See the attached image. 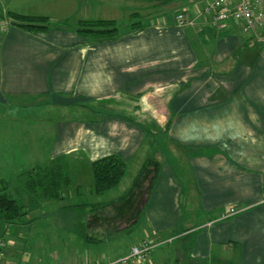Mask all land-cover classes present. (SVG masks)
<instances>
[{
  "label": "crops",
  "instance_id": "obj_1",
  "mask_svg": "<svg viewBox=\"0 0 264 264\" xmlns=\"http://www.w3.org/2000/svg\"><path fill=\"white\" fill-rule=\"evenodd\" d=\"M9 11L47 15L52 25L27 32L9 22ZM178 13L191 22L179 24ZM132 14L147 21L138 30L128 23ZM98 18L126 29L89 43L73 28ZM38 104L46 108L27 111ZM0 107V154L21 155L16 176L23 189V174L55 157L69 163L62 198H71L81 194L87 171L92 178L94 159L118 154L128 170L137 156L133 177L147 143L168 149L145 206L150 230L139 240L150 243V256L131 264H264V44L233 20L216 24L210 3L3 0ZM11 121L25 123L15 130ZM9 178L0 180L14 197ZM230 207L236 211L220 218ZM69 212L52 211V223ZM37 221L30 220V231ZM16 244L8 237L0 264H14ZM73 255L38 264H85ZM103 258L108 263H92L117 262Z\"/></svg>",
  "mask_w": 264,
  "mask_h": 264
},
{
  "label": "rangeland",
  "instance_id": "obj_2",
  "mask_svg": "<svg viewBox=\"0 0 264 264\" xmlns=\"http://www.w3.org/2000/svg\"><path fill=\"white\" fill-rule=\"evenodd\" d=\"M203 1L211 3L212 0ZM121 22L122 21L117 22L120 29H126V27L123 26ZM146 22L147 21L145 19L142 20V23L145 24ZM42 108L46 107L41 104L35 106L31 105L29 108L30 110L27 111L33 113L37 110L38 112H41L43 111ZM14 109L15 106L12 105L9 110L11 113H13L15 111ZM2 111L3 108L0 107V112ZM9 123L13 125V129L17 130L20 128V125L24 124L25 122L11 121ZM155 137L156 134H153L152 138ZM144 149L145 157L155 156L157 159H159V161L163 160L164 157L170 156L168 149H163L162 145L159 146L158 144L154 145L147 143ZM15 156V153L10 152L6 154H0V178L1 176L4 178L10 177L9 179L12 183L11 188L13 190L11 192L13 193L14 197L19 199L21 204H24L25 209L28 210L26 216H24L25 218L23 222L13 223L8 226V229H6L9 232L8 234H6L7 232L5 233V225L0 224V239H2L5 244L8 237H12L17 242L10 254L14 264H25V261H30V264H38L39 258H41L43 261L51 260L56 262V260L58 261L64 257L66 258L67 256H72V253L74 254L73 257H78L84 263H92L97 261L98 263L100 261H106V263H108L106 258H103L104 254L105 257L109 256L111 259L117 261L114 264H122L121 262H118V260L124 257L122 255L126 251L123 250L133 243H135L134 245L140 244L139 240L141 239L143 231L150 228V220L146 215L145 209L137 216V220L135 222L126 226H122L126 221H128V219L125 218L123 219L124 221L120 223L121 226L117 227V220L111 218L113 217L111 216L113 215L111 214L113 207L106 208L99 205L102 202L112 200L113 198H116L127 191L129 187L128 183L130 180H132V173L136 169L134 167V163L137 156H134V158L128 164L127 174H125L118 187L111 190L110 192L108 191V193L105 195H102L101 200L97 199L98 197L100 198V196L94 195L90 192L92 178L91 174H89L87 171L86 174L79 179L81 183V186L79 187L82 191L81 194H75L74 197L71 198L66 196L65 198L57 200L44 201L43 207L41 206L33 209L30 208L27 192L21 188L22 186L20 187V181L17 182L19 176L17 177L16 174L25 163H21L22 160L18 159L21 157L20 154H17V157ZM72 187L73 186H71V188ZM66 209L70 210V212L67 214L68 217L66 216V213L57 214V217H59L60 221L64 222L59 225L52 223V216H50L52 211L55 210V212H59ZM97 218L98 220H96ZM67 219H70L71 223L65 221ZM30 220H38L34 223V226L36 227H34V229L31 231L29 225ZM181 220L183 221L184 218H181ZM77 234H82L84 239L87 238V242L84 244V246L80 245L78 241L74 240L72 235ZM164 235L168 234H163V236ZM67 237H72V241L70 243ZM92 238L93 241H91ZM64 242L67 243L65 244ZM4 247L5 246L0 247V251L3 250L2 248ZM51 253L54 254V256H52L53 259L50 257L52 255ZM153 258L154 256L152 259Z\"/></svg>",
  "mask_w": 264,
  "mask_h": 264
},
{
  "label": "trees",
  "instance_id": "obj_3",
  "mask_svg": "<svg viewBox=\"0 0 264 264\" xmlns=\"http://www.w3.org/2000/svg\"><path fill=\"white\" fill-rule=\"evenodd\" d=\"M6 15L12 25L31 33L46 31L52 25L47 15L12 11ZM128 23L133 29L138 30L142 27V18L132 14ZM73 28L89 43L114 40L120 34L119 25L112 19H79ZM90 166L92 172L90 192L97 196L105 195L118 187L127 172L125 160L114 153L94 159ZM160 169L161 161L157 157H147L133 176L125 193L99 204L106 208L113 207L111 212L113 215H110L117 220V227L121 226L120 223L125 218L128 221L122 226L135 222L137 216L143 212ZM23 175V187L30 197L31 208L42 206L46 200L61 199L62 189L70 187L71 184L69 163L62 156L55 157L44 165H35ZM9 188L10 184L7 181L0 180V224L6 227L13 223H21L28 212L24 204L8 192Z\"/></svg>",
  "mask_w": 264,
  "mask_h": 264
},
{
  "label": "built area",
  "instance_id": "obj_4",
  "mask_svg": "<svg viewBox=\"0 0 264 264\" xmlns=\"http://www.w3.org/2000/svg\"><path fill=\"white\" fill-rule=\"evenodd\" d=\"M210 8L214 10V22L216 24L233 20L240 24V29L244 34H252L257 42L264 44V0H212ZM175 19L179 24L191 22L185 18L183 13L176 14ZM235 209L234 207L228 208V211L223 212L220 218H226L233 214ZM3 246H5V242L0 239V247ZM150 249V243L143 240L140 244L131 246L128 254L118 262L122 264L140 262L149 256Z\"/></svg>",
  "mask_w": 264,
  "mask_h": 264
}]
</instances>
